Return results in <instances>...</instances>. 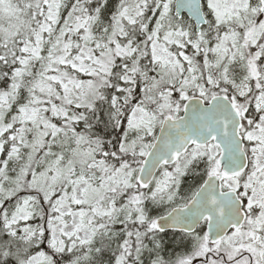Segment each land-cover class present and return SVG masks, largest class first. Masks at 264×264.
Masks as SVG:
<instances>
[{
  "label": "snow or ice",
  "instance_id": "snow-or-ice-1",
  "mask_svg": "<svg viewBox=\"0 0 264 264\" xmlns=\"http://www.w3.org/2000/svg\"><path fill=\"white\" fill-rule=\"evenodd\" d=\"M0 264H264V0H0Z\"/></svg>",
  "mask_w": 264,
  "mask_h": 264
}]
</instances>
